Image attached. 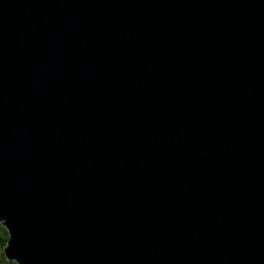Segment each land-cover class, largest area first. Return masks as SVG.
<instances>
[{
    "label": "water",
    "instance_id": "water-1",
    "mask_svg": "<svg viewBox=\"0 0 264 264\" xmlns=\"http://www.w3.org/2000/svg\"><path fill=\"white\" fill-rule=\"evenodd\" d=\"M0 224L17 264H264V0H0Z\"/></svg>",
    "mask_w": 264,
    "mask_h": 264
},
{
    "label": "flooded vegetation",
    "instance_id": "flooded-vegetation-1",
    "mask_svg": "<svg viewBox=\"0 0 264 264\" xmlns=\"http://www.w3.org/2000/svg\"><path fill=\"white\" fill-rule=\"evenodd\" d=\"M7 241H8L7 229L2 224H0V263L14 264L15 262L13 260H9L4 252V249L7 246Z\"/></svg>",
    "mask_w": 264,
    "mask_h": 264
},
{
    "label": "trees",
    "instance_id": "trees-1",
    "mask_svg": "<svg viewBox=\"0 0 264 264\" xmlns=\"http://www.w3.org/2000/svg\"><path fill=\"white\" fill-rule=\"evenodd\" d=\"M8 238H9V235H8ZM15 262V261H14ZM16 263V262H15ZM17 264V263H16Z\"/></svg>",
    "mask_w": 264,
    "mask_h": 264
},
{
    "label": "rangeland",
    "instance_id": "rangeland-1",
    "mask_svg": "<svg viewBox=\"0 0 264 264\" xmlns=\"http://www.w3.org/2000/svg\"><path fill=\"white\" fill-rule=\"evenodd\" d=\"M1 264V263H0ZM15 264V263H14Z\"/></svg>",
    "mask_w": 264,
    "mask_h": 264
}]
</instances>
